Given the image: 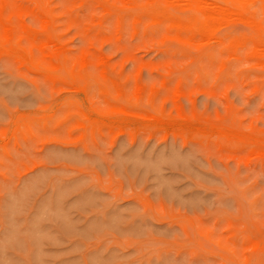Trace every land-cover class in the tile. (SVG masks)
I'll use <instances>...</instances> for the list:
<instances>
[{"label":"rangeland","instance_id":"obj_1","mask_svg":"<svg viewBox=\"0 0 264 264\" xmlns=\"http://www.w3.org/2000/svg\"><path fill=\"white\" fill-rule=\"evenodd\" d=\"M149 6L0 0V264H264L262 2Z\"/></svg>","mask_w":264,"mask_h":264},{"label":"bare ground","instance_id":"obj_2","mask_svg":"<svg viewBox=\"0 0 264 264\" xmlns=\"http://www.w3.org/2000/svg\"><path fill=\"white\" fill-rule=\"evenodd\" d=\"M148 1V3L150 4V6L152 7V9H156V7L159 5V3H160V0H147ZM177 1H179V0H177ZM181 1V0H180ZM209 1V2H208ZM184 2H189L190 4H193V5H195L196 7L195 8H197V11L200 13V14H202L203 15V17H204V22H202V25L200 26L201 28H203V29H205V31H208V33H209V31H210V33H211V29H213L214 28V25H215V22H217V20H216V16H217V18H219L218 17V15H220V14H225V12H228V10L227 11H224V10H222V9H224V8H222L223 6H221L220 7V3L221 2H227V6H228V4L229 5H231V6H233L234 8H232V9H230L229 10V13H236V12H240L242 9L243 10H245V9H248V7L249 6H255L256 5V3L257 2H262V7H263V9H264V0H184ZM174 4V5H176L174 2H170V1H166V4H167V8L168 9H172V8H174L175 6H173L172 4ZM183 3V2H182ZM186 5V4H185ZM184 4H183V6H185ZM211 5V6H210ZM149 6V7H150ZM178 6V5H177ZM181 6V5H180ZM210 6V7H209ZM189 7V6H188ZM242 8V9H240V8ZM191 7H189V9H190ZM227 8V7H226ZM228 9V8H227ZM163 10V9H162ZM192 10V9H191ZM226 10V9H225ZM264 11V10H263ZM157 12H159V11H157ZM164 12V11H163ZM161 13V12H160ZM235 13H234V15H235ZM162 14V13H161ZM237 14V13H236ZM239 14V13H238ZM230 15V14H229ZM228 15V16H229ZM163 16H164V14H163ZM165 16H167V15H165ZM222 16V15H221ZM232 16V15H231ZM238 16V15H237ZM223 18L224 17H226V16H222ZM222 17H220V18H222ZM166 18V17H165ZM164 18V19H165ZM238 18H239V16H238ZM4 19V18H3ZM167 19V18H166ZM226 19V18H225ZM224 19V20H225ZM228 19V18H227ZM240 19V18H239ZM41 20V19H40ZM44 20V19H43ZM169 20V19H168ZM48 21V20H47ZM239 21V20H238ZM248 21H250L249 20V18H248ZM218 22H219V20H218ZM250 22H252V21H250ZM254 22V21H253ZM252 22V23H253ZM7 23V22H6ZM168 24H169V22H168ZM172 24V23H171ZM177 25L176 26H181V24L179 25V22H177L176 23ZM250 24V23H249ZM219 24L217 23V26H218ZM221 25V24H220ZM248 25V24H247ZM4 27L5 26H7V25H3ZM172 26H174V25H172ZM216 26V25H215ZM256 26V25H255ZM260 26V25H259ZM3 27V28H4ZM7 27H9V26H7ZM183 27H184V25H183ZM199 27V28H200ZM198 28V29H199ZM219 28V27H218ZM218 28H216V29H218ZM258 29H259V31H261L260 30V28L259 27H257ZM8 29H10V28H8ZM8 29H7V35L10 37V33H8L9 31H8ZM6 30V29H5ZM198 32H199V30H197ZM196 31V32H197ZM216 32V31H215ZM262 32V31H261ZM200 33H201V31H200ZM213 33H214V31H213ZM263 33V32H262ZM264 34V33H263ZM177 37H179V36H177ZM226 37V36H225ZM29 38V37H28ZM251 38V37H250ZM30 39V38H29ZM202 39V38H201ZM4 40H6L5 38H4ZM206 40V39H205ZM217 40V39H216ZM233 40H235V39H233ZM33 41V40H32ZM244 41V40H243ZM47 42V41H46ZM205 42V41H204ZM230 42V41H229ZM236 42V41H235ZM259 42L260 43H263L264 44V39H260L259 40ZM10 43V42H9ZM231 44H232V42H230ZM238 43V42H237ZM236 43V44H237ZM241 43V42H240ZM246 43V42H245ZM10 44H12V43H10ZM230 44V45H231ZM234 44V43H233ZM45 45V44H44ZM49 45V44H48ZM238 45H239V43H238ZM257 45V44H256ZM56 49V48H55ZM253 50H255L253 53H256V51L259 53L260 51H258L257 49H253ZM261 54V56L262 57H264V51H261L260 53H259V55ZM249 55H250V53H249ZM258 55V54H257ZM247 56H248V54H247ZM261 63L263 64V66H264V60H262L261 61ZM37 64V63H36ZM256 64V63H255ZM261 66V65H260Z\"/></svg>","mask_w":264,"mask_h":264}]
</instances>
